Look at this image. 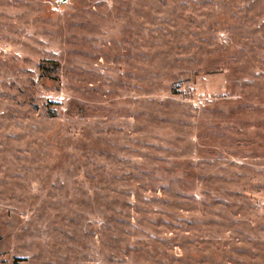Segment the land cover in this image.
Returning <instances> with one entry per match:
<instances>
[{"label":"rangeland","instance_id":"obj_1","mask_svg":"<svg viewBox=\"0 0 264 264\" xmlns=\"http://www.w3.org/2000/svg\"><path fill=\"white\" fill-rule=\"evenodd\" d=\"M0 0V264H264V0Z\"/></svg>","mask_w":264,"mask_h":264},{"label":"water","instance_id":"obj_2","mask_svg":"<svg viewBox=\"0 0 264 264\" xmlns=\"http://www.w3.org/2000/svg\"><path fill=\"white\" fill-rule=\"evenodd\" d=\"M69 0H56L54 3L56 5L62 6L68 3Z\"/></svg>","mask_w":264,"mask_h":264}]
</instances>
